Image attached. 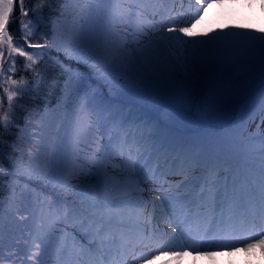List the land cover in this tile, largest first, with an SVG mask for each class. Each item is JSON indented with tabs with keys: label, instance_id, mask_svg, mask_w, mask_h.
I'll return each mask as SVG.
<instances>
[{
	"label": "snow or ice",
	"instance_id": "6c2138e0",
	"mask_svg": "<svg viewBox=\"0 0 264 264\" xmlns=\"http://www.w3.org/2000/svg\"><path fill=\"white\" fill-rule=\"evenodd\" d=\"M205 3L176 21L149 13L154 0H0V128L12 134L0 151V247L6 220L24 224L34 264H151L153 251L178 261L238 236L264 247V91L258 145L239 127L195 140L169 128L174 104L220 119L225 93L264 71V27L208 35L209 24L195 38L217 7ZM17 8L22 38L10 31Z\"/></svg>",
	"mask_w": 264,
	"mask_h": 264
},
{
	"label": "rangeland",
	"instance_id": "374dc122",
	"mask_svg": "<svg viewBox=\"0 0 264 264\" xmlns=\"http://www.w3.org/2000/svg\"><path fill=\"white\" fill-rule=\"evenodd\" d=\"M176 4L177 9H172L175 4L170 0H154L156 4V12L153 13L152 8H149V13L157 15L161 10H164V14L167 17L171 13V19L176 21H188L196 15L198 5L195 4V0H185L186 5L182 6V0ZM212 0H206L207 3H211ZM157 19L159 16L157 15ZM218 20L220 23H213ZM146 23H154L152 15L146 17ZM253 24V29H241V24ZM209 24H212V31L208 35H214L216 31L221 29L222 25H227L223 28L224 31L229 29H236L237 31L256 30L259 27H264V0H224L223 4L217 0V7L209 9L208 13L204 16V19L199 25L193 29L196 33L197 39L203 38V34L207 31ZM168 26H171L169 24ZM178 26H186L179 24ZM159 27V25H157ZM259 34V33H258ZM181 55V53H177ZM183 55L191 56L193 53H183ZM216 73H227L230 69L217 65L215 69ZM259 74L255 71L251 76L243 77L237 83L232 86L226 93L224 99V110L222 116L218 120L208 121L196 114V109H192L191 112L185 109L179 108V104H176L175 111L173 112L174 119L170 121L171 130L178 136L187 139L195 140L203 134L219 135L221 132L210 130L211 123H218L226 129L233 127H239L243 135L253 134L257 137L253 143L259 144V133L257 131V124L260 119L258 97L262 91L261 86H264V71L258 70ZM172 110V109H165ZM204 124V125H203ZM202 125V126H201ZM199 134V136H198ZM47 209L45 208V211ZM163 227V225H161ZM73 223L69 222L67 225V231L72 232ZM211 240L209 241V243ZM216 241V243H218ZM37 243V242H36ZM33 245V244H32ZM213 246L212 242L209 244ZM29 248V249H28ZM22 252V258L19 260V264H29L32 260V254L38 250L35 246H29ZM181 248H165L164 251L175 252L181 251ZM191 255L183 256L178 261L171 256H160L158 251H153L152 256L159 257L152 259L151 264H264V247L256 244L253 248L247 249L245 244L238 245L233 248L213 249L209 248L207 251L201 253L210 252L212 255H197V252H192L187 249ZM137 256L147 255V252L141 253L137 250ZM128 264H133L131 258L128 259ZM134 264H144L143 259H136Z\"/></svg>",
	"mask_w": 264,
	"mask_h": 264
},
{
	"label": "trees",
	"instance_id": "16d2710c",
	"mask_svg": "<svg viewBox=\"0 0 264 264\" xmlns=\"http://www.w3.org/2000/svg\"><path fill=\"white\" fill-rule=\"evenodd\" d=\"M26 5H28V7H33L35 6L36 0H31V3H29V0H25ZM31 17V13L29 14ZM15 16L17 17L16 22L12 25V28L10 29V31H12L14 38H22V33L23 30L20 26L19 23V10L17 8L16 12H15ZM43 29L42 27L36 32L35 36L32 39L33 43L36 42H43L40 39L41 33H42ZM17 33L20 34V37L17 36ZM22 64L23 62L20 61L18 62V67L22 68ZM257 72V76L259 74L258 70H256ZM20 76H24L26 75L23 71L20 72L19 74ZM13 78H19V76H14ZM100 85L93 83V88H99ZM101 91H105L106 89L101 88ZM262 91V89L260 90ZM176 104L173 105V107H175ZM180 108V106H179ZM149 110H152V106L149 105L148 106ZM38 120V117H37ZM40 127L39 124H37V126L34 129H29V132L31 134H33L35 136L36 139H39V132H40ZM11 138H12V134L6 132L3 128H0V141H3V143H0V151H3L6 155L11 151L9 145L11 143ZM25 147L31 146L30 144H25ZM3 178L0 177V180H2ZM24 183V182H22ZM30 187H32L34 190L36 191H40V188L37 187L36 183H33L32 185H30ZM29 213L26 212H19L17 215V220L19 219L20 216H28ZM9 227L12 229L11 231H9ZM24 224L20 223L19 226H17L16 224H8V221H5V234H4V240H3V246L0 247V256H3L4 259L0 260V264H19V260H21L22 258V252L25 248H28L29 246H35L34 244L32 245L31 242H29L27 245L25 244V241L28 240V232L24 231L23 232V239H21V230L24 229ZM30 230V229H29ZM37 243H39V241H36ZM23 249V250H22ZM29 249V248H28ZM27 264V263H26ZM29 264H34V261L31 260V262H29Z\"/></svg>",
	"mask_w": 264,
	"mask_h": 264
},
{
	"label": "bare ground",
	"instance_id": "6f19581e",
	"mask_svg": "<svg viewBox=\"0 0 264 264\" xmlns=\"http://www.w3.org/2000/svg\"><path fill=\"white\" fill-rule=\"evenodd\" d=\"M176 4H178V3H180V1L179 0H173ZM173 20V19H172ZM158 246V245H157ZM157 246H155V247H157ZM159 247V246H158ZM170 257V256H169Z\"/></svg>",
	"mask_w": 264,
	"mask_h": 264
}]
</instances>
